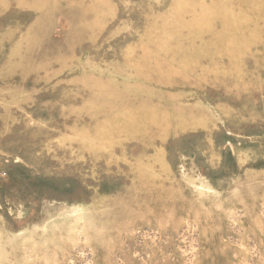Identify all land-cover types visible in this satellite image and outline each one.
Returning <instances> with one entry per match:
<instances>
[{"label":"rangeland","instance_id":"rangeland-1","mask_svg":"<svg viewBox=\"0 0 264 264\" xmlns=\"http://www.w3.org/2000/svg\"><path fill=\"white\" fill-rule=\"evenodd\" d=\"M228 1L196 41L178 0H0V264H264V0Z\"/></svg>","mask_w":264,"mask_h":264},{"label":"bare ground","instance_id":"bare-ground-1","mask_svg":"<svg viewBox=\"0 0 264 264\" xmlns=\"http://www.w3.org/2000/svg\"><path fill=\"white\" fill-rule=\"evenodd\" d=\"M236 1V0H235ZM233 2V1H232ZM228 5H229V1L228 0H178V2H176V4H174V7L172 6L171 7V9H174L175 8V10L176 9H178L177 11H180V13L178 14L179 15V18H178V20L182 23V22H184L185 23V25L187 24V23H190V26L191 27H188V25H187V31L189 32L188 34H190V36H192L195 40L196 39H198L199 41L202 39V37H203V34L204 33H210V32H213V30L216 28V24L217 23H221L222 24V31L224 32L225 31V29H226V35L228 34V26H230V20H229V16L231 15V13L229 12V10H231V9H229V7H228ZM235 7V6H234ZM240 9H242V8H240ZM232 11V10H231ZM173 14H174V12H172ZM171 13V14H172ZM230 13V14H229ZM233 13H235L234 12V10H233ZM175 14H177V13H175ZM182 14H184V17L186 18V21H183V19L181 18V16H183ZM236 14H238V13H236ZM168 15V14H167ZM177 17V16H176ZM175 18V17H174ZM184 18V19H185ZM230 18H231V16H230ZM238 18H240V16L238 17ZM237 18V19H238ZM177 19V18H176ZM181 19H182V21H181ZM233 19V18H232ZM234 19H236L235 17H234ZM240 20H242L243 21V19H240ZM174 21H176V20H174ZM239 22V21H238ZM177 23H178V21H177ZM233 23V22H232ZM170 24H171V22H170ZM234 24V23H233ZM176 25V24H175ZM228 25V26H227ZM236 25V24H235ZM235 25H233L234 27H235ZM179 26V25H178ZM181 26H182V24H181ZM164 27V26H163ZM176 27V26H175ZM159 28V27H158ZM165 29V28H164ZM168 30L169 29H171V28H167ZM180 29V28H179ZM162 30V29H161ZM160 30V31H161ZM174 30H176V28H174ZM181 30V29H180ZM177 31V30H176ZM184 31V30H183ZM159 32V31H158ZM161 32H163V31H161ZM173 32V31H172ZM171 32V33H172ZM175 32V31H174ZM170 33V32H169ZM168 33V34H169ZM161 34V33H160ZM174 34H176L177 35V32L176 33H174ZM170 35V34H169ZM184 35H185V33H184ZM183 35V36H184ZM172 36V35H171ZM187 36V35H186ZM164 37H166V34H165V36ZM173 37H176V36H173ZM171 38V37H170ZM177 38V37H176ZM175 38V39H176ZM179 38H180V36H179ZM189 38V37H188ZM166 39V38H165ZM174 39V38H173ZM175 39H174V41H175ZM181 39V38H180ZM183 39V38H182ZM219 37L217 36V34H216V32H214V34H213V38L211 39V40H209L208 42H207V44L208 45H212V44H214V42H216V41H219ZM140 40H142V39H140ZM139 40V41H140ZM167 40V39H166ZM170 40V39H169ZM171 40H172V38H171ZM177 40H178V38H177ZM193 40V39H192ZM168 41V40H167ZM194 41V40H193ZM197 41V40H196ZM196 41H194V42H196ZM170 41H168V43H169ZM184 42V41H183ZM186 42V41H185ZM189 42H191V41H189ZM193 42V43H194ZM178 43H179V41H178ZM177 43V44H178ZM188 43V42H187ZM170 44H171V42H170ZM184 44H186V43H184ZM182 45V44H181ZM176 46V45H175ZM180 46V45H179ZM183 46V45H182ZM182 46H180L181 48H183ZM186 46V45H185ZM189 46L192 48V45L191 44H189ZM170 47V46H169ZM171 47H172V45H171ZM179 48V47H178ZM187 49H188V47H186ZM190 48V49H191ZM187 49H185V50H187ZM195 49V48H194ZM178 51H179V49H177ZM169 51V50H168ZM10 52V51H9ZM171 52V51H170ZM175 52V51H174ZM173 51H172V53H174ZM182 52V51H181ZM187 52V51H186ZM176 53H178V52H176ZM185 53V52H184ZM189 53H194V52H189ZM10 54V53H9ZM174 55V54H173ZM181 55V54H180ZM187 55V54H186ZM185 55V56H186ZM182 57V56H181ZM184 57V56H183ZM129 58V57H128ZM9 59V58H8ZM128 61H129V59H128ZM4 62V61H3ZM135 63V62H134ZM122 70V69H121ZM9 72V71H8ZM10 73V72H9ZM5 74V73H4ZM7 74V73H6ZM8 76V75H7ZM127 78V77H126ZM118 91V90H117ZM110 93H111V90H110ZM114 93V92H113ZM116 93V92H115ZM102 94V93H101ZM118 94V93H117ZM130 94V93H129ZM118 95H122V93L120 94V92H119V94ZM123 96V95H122ZM130 101V100H129ZM132 103V102H131ZM130 103V104H131ZM3 104V103H2ZM136 110V109H135ZM150 110V109H149ZM149 110H147V112L149 111ZM132 111H130L129 112V114L131 113ZM136 112V111H135ZM143 112V111H142ZM153 112V111H152ZM126 114H128V113H126ZM125 114V115H126ZM128 114V115H129ZM137 114V113H136ZM133 115H134V112H133ZM138 115H139V113H138ZM137 115V116H138ZM145 115L146 114H144V117H145ZM153 115V114H152ZM136 116V115H135ZM136 116V117H137ZM124 117V116H123ZM127 117V116H126ZM132 117H134V116H132ZM136 117L133 119L134 121H135V119H136ZM139 117V116H138ZM125 118V117H124ZM129 118H131V117H129ZM125 119H127V118H125ZM149 119V118H148ZM151 119V118H150ZM124 120V119H123ZM130 120V119H129ZM137 120V119H136ZM145 119H143V121H144ZM153 120V119H152ZM154 120H156V118L154 119ZM121 121H122V119H121ZM148 121H150V120H148ZM129 121H127V123H128ZM136 122V121H135ZM155 122H157V121H155ZM154 122V123H155ZM163 122L165 123V121L163 120ZM143 123V122H142ZM141 123V124H142ZM146 122H144V124H145ZM149 123V125H150V122H148ZM160 123V122H159ZM122 124H124V123H122ZM129 124V123H128ZM130 124H133V122L132 123H130ZM129 124V126H131ZM136 124H138L137 122H136ZM140 124V123H139ZM138 124V125H139ZM149 125H147L148 127H149ZM127 126V125H126ZM133 127L135 126L134 124L132 125ZM154 126V125H153ZM119 127H120V125H119ZM122 127V126H121ZM136 127L138 128V126L136 125ZM145 127V126H144ZM151 127H152V125H151ZM151 127H149V128H145L146 129V131H147V129H149L150 130V128ZM118 128V127H117ZM135 128V127H134ZM132 129V128H131ZM155 129V128H154ZM116 130V129H115ZM122 130V129H121ZM124 130H125V128H124ZM143 130V129H142ZM141 129L139 130V131H141V132H143ZM153 130V129H152ZM161 130V129H160ZM127 131V130H126ZM136 131V130H135ZM145 131V130H144ZM144 132V133H147V132ZM123 132V131H122ZM131 132V131H130ZM125 133V132H124ZM131 134V133H130ZM129 134V135H130ZM126 135V134H125ZM142 135V134H141ZM149 135V138H150V134H148ZM127 136V135H126ZM137 136V135H136ZM143 136V135H142ZM141 136V137H142ZM121 137V136H120ZM124 137V136H123ZM140 137V138H141ZM153 136H151V138H152ZM162 137V136H161ZM139 138V137H138ZM139 138V139H140ZM144 138H145V136H144ZM148 138V137H147ZM148 138V139H149ZM133 139V138H132ZM154 139H156L155 138V135H154ZM153 139V140H154ZM119 140H121V139H119ZM130 140V139H129ZM141 140H142V138H141ZM165 140H166V138H165ZM137 141V140H136ZM126 142V141H125ZM145 142V141H144ZM122 143H123V141H122ZM138 143V142H137ZM140 143V142H139ZM163 143V142H162ZM114 144V143H113ZM119 144H120V142H119ZM118 144V145H119ZM150 144L152 145V143L150 142ZM150 144H148V145H150ZM143 145V144H142ZM161 146V145H160ZM111 147V146H110ZM121 147V146H120ZM125 147H126V145H125ZM154 147H155V145H154ZM164 147V146H163ZM123 148V147H122ZM143 148V147H142ZM152 148V147H151ZM111 149V148H110ZM114 149V148H113ZM121 149V148H120ZM124 149V148H123ZM131 149V148H130ZM144 149H145V147H144ZM143 149V150H144ZM106 150V149H105ZM127 150V149H126ZM126 150H124V152L126 151ZM161 150V149H160ZM159 150V151H160ZM122 151V150H121ZM142 151V150H141ZM154 153H156L157 151H156V149H154ZM165 151H166V149H165ZM127 152V151H126ZM194 152V151H193ZM109 153V152H108ZM121 153V152H120ZM141 153H143V152H141ZM140 153V154H141ZM146 153V152H145ZM159 153V152H158ZM157 153V154H158ZM163 153H165L166 154V152H163ZM168 153V152H167ZM105 154V153H104ZM118 154V153H117ZM164 154V155H165ZM110 155V154H109ZM116 155V154H115ZM133 155V154H132ZM145 155H147V154H145ZM156 155V154H155ZM161 154L159 153V156H160ZM112 156H113V154H112ZM127 156H128V154H127ZM114 157V156H113ZM119 157L120 156H118V160H120L121 159V157H120V159H119ZM146 157V156H145ZM136 158V157H135ZM155 158V157H154ZM103 159V158H102ZM108 159V158H107ZM106 159V160H107ZM114 159H115V157H114ZM144 159V158H143ZM99 160H100V158H99ZM123 160V159H122ZM125 160V159H124ZM131 160V159H130ZM121 161V160H120ZM137 161V160H136ZM116 162V161H115ZM129 162V161H128ZM134 162V161H133ZM139 162V161H138ZM130 163H131V161H130ZM144 163V162H143ZM142 163V164H143ZM115 164V163H114ZM118 164V163H117ZM126 164V163H125ZM134 164V163H133ZM131 165V166H134V165ZM111 165H112V163H111ZM138 165V164H137ZM129 166V165H128ZM131 168V167H130ZM135 168V167H134ZM123 169V168H122ZM166 170H168L167 168H166ZM109 172V171H108ZM107 172V173H108ZM127 172V171H126ZM139 172V171H138ZM169 172V171H168ZM171 172V171H170ZM120 173V172H119ZM135 173V172H134ZM127 175V174H126ZM143 175H145V174H143ZM135 176V175H134ZM145 177V176H144ZM172 177V176H171ZM128 178V177H127ZM138 178H140V177H138ZM148 178V177H147ZM169 178V177H168ZM131 179V178H130ZM144 179V178H143ZM148 180H149V178H148ZM188 180H190V179H188ZM131 181H132V179H131ZM141 181V180H140ZM145 181H146V179H145ZM190 181H192V180H190ZM133 182H134V180H133ZM147 182H150V180L149 181H147ZM146 182V183H147ZM152 182V181H151ZM193 182V181H192ZM195 182V181H194ZM142 183H144V181L142 182ZM154 183V182H153ZM134 184V183H133ZM138 184V183H137ZM137 184H135V185H137ZM148 184V183H147ZM149 185V184H148ZM150 186V185H149ZM131 187H133V186H131ZM136 188V187H135ZM139 188H140V186H139ZM132 191V190H131ZM121 194V193H120ZM131 194H132V192H131ZM175 196V195H174ZM108 197V196H107ZM120 197V196H119ZM123 197V196H122ZM105 198V197H104ZM121 198V197H120ZM106 199V198H105ZM113 199V198H112ZM102 200H103V198H102ZM191 200V199H190ZM117 201V200H116ZM138 201V200H137ZM113 202V201H112ZM117 203H119V202H117ZM138 203V202H137ZM140 203V202H139ZM99 204V203H98ZM115 204H116V202H115ZM199 204V203H198ZM101 205H102V203H101ZM110 205H113V208H114V204L112 203H110ZM126 205H127V203H126ZM181 205V204H180ZM106 206H108V205H106ZM130 206V205H129ZM142 206V205H141ZM157 206V205H156ZM161 206V205H160ZM182 206V205H181ZM109 207V206H108ZM108 207H105L104 209H106V208H108ZM116 207V206H115ZM184 207V206H183ZM100 208H102V207H100ZM110 208V207H109ZM132 208H134V207H132ZM136 208V207H135ZM134 208V209H135ZM94 209V208H93ZM104 209H100V210H103V211H105ZM111 209V208H110ZM118 209V208H117ZM120 209V208H119ZM109 210V209H108ZM97 211V210H96ZM117 211V210H116ZM101 212V211H100ZM114 212V211H113ZM110 213V212H109ZM108 213V214H109ZM112 213V212H111ZM110 213V214H111ZM172 213V212H171ZM98 214V213H97ZM102 214V213H101ZM100 214V215H101ZM110 214H109V216H110ZM112 214H114V213H112ZM117 214V213H116ZM122 214H124V213H122ZM190 214V213H189ZM106 215H107V213H106ZM118 215V214H117ZM121 215V214H120ZM119 215V216H120ZM129 215H131V214H129ZM133 215V214H132ZM104 216H105V214H104ZM103 216V217H104ZM108 216V215H107ZM113 216H116V215H113ZM112 216V217H113ZM125 216V215H124ZM164 216V215H163ZM173 216V215H172ZM111 217V218H112ZM127 217V216H126ZM130 217V216H129ZM148 217V216H147ZM108 218V217H107ZM118 218V217H117ZM121 219L123 218V216L122 217H120ZM134 218V217H133ZM137 218V217H136ZM172 218V217H171ZM127 219V218H126ZM197 219V218H196ZM99 220V219H98ZM102 220V219H101ZM132 220V219H131ZM131 220H128V221H131ZM176 220V219H175ZM106 222V221H105ZM104 222V224L106 225V223ZM109 222V220H107V223ZM122 223L123 222H125L124 220H122L121 221ZM132 222H133V220H132ZM103 223V222H102ZM112 223V222H111ZM118 223V222H117ZM128 223V222H127ZM110 224V223H109ZM108 224V225H109ZM113 224V223H112ZM120 224V223H119ZM121 226V225H120ZM122 227V226H121ZM111 228V227H110ZM160 228V227H159ZM162 228V227H161ZM113 229V228H112ZM107 230V229H106ZM103 232V231H102ZM107 232V231H106ZM97 234V233H96ZM112 234V233H111ZM102 235V234H101ZM115 235V234H114ZM88 236V235H87ZM100 236V235H99ZM103 238H105V237H103ZM107 239V238H106ZM101 241V240H100Z\"/></svg>","mask_w":264,"mask_h":264}]
</instances>
